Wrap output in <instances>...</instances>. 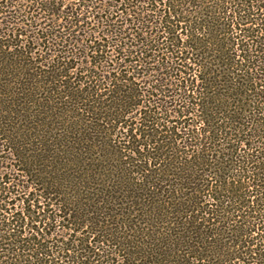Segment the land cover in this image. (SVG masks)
Instances as JSON below:
<instances>
[{
	"label": "trees",
	"instance_id": "16d2710c",
	"mask_svg": "<svg viewBox=\"0 0 264 264\" xmlns=\"http://www.w3.org/2000/svg\"><path fill=\"white\" fill-rule=\"evenodd\" d=\"M0 264H264V0H0Z\"/></svg>",
	"mask_w": 264,
	"mask_h": 264
}]
</instances>
